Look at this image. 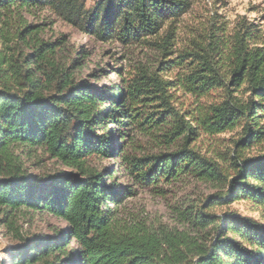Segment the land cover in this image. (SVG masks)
<instances>
[{
    "label": "trees",
    "instance_id": "obj_1",
    "mask_svg": "<svg viewBox=\"0 0 264 264\" xmlns=\"http://www.w3.org/2000/svg\"><path fill=\"white\" fill-rule=\"evenodd\" d=\"M193 1L97 0L87 8L84 0H0V226L14 241L3 249L7 264H264V225L212 212L237 200L264 207V155L244 157L237 150L264 140V44L254 26L239 23L227 39L216 26L206 42L179 52L178 61L159 63L173 66L138 67L127 79L118 68V91L109 92L77 76L78 57L60 60L64 36L41 39L40 26L21 14L46 10L94 41L144 45L168 57L175 52V23ZM174 66L184 75L165 79L162 72ZM242 86L243 102L233 96ZM178 88L195 100L190 109L177 105ZM214 91L222 92L218 102L201 101ZM162 127L167 131L157 136L167 146L177 142L175 150L123 154L133 128L150 134ZM236 127L241 137L233 143L229 174L191 146L200 131L215 135ZM38 152L60 169L30 174L26 162ZM102 159H118L135 186L157 193L181 177L226 189L177 207L180 228L169 226L126 211L124 200L136 191L111 181L113 168L99 170L94 163ZM33 214L65 227L53 235L28 234L18 221L29 223Z\"/></svg>",
    "mask_w": 264,
    "mask_h": 264
},
{
    "label": "rangeland",
    "instance_id": "obj_2",
    "mask_svg": "<svg viewBox=\"0 0 264 264\" xmlns=\"http://www.w3.org/2000/svg\"><path fill=\"white\" fill-rule=\"evenodd\" d=\"M87 8L91 7L97 0H84ZM264 10V0H194L190 10L175 23L174 53L168 57L161 56L159 50L144 45L121 46L115 42L101 43L92 38L79 34L70 26L58 20L54 15L46 10H29L21 12L27 23L40 26V38L46 41H53L60 36H64L65 46L60 55V60L70 63L73 57H78L80 66L75 71L80 79H84L91 85L102 91L117 92L120 77L116 71L120 68L122 78L127 79L135 68L143 67L148 71L158 68L173 66V61L160 62L174 59L182 50L190 51L194 47L193 43L206 42L209 34H214L215 27L221 28L219 36L223 32V37L237 29L239 23L252 24L254 30L258 31L256 37L259 43L264 44V22L261 21V14ZM166 28V27H165ZM164 28V29H165ZM80 54V55H77ZM76 54V55H75ZM161 73V72H159ZM184 70L174 66L168 71L162 72L165 79L174 80L183 76ZM232 87V86H231ZM232 89H235L232 87ZM177 105L180 109H188L194 105V99L185 94L184 89L178 88L173 91ZM222 92L214 91L201 99L203 103H216L221 99ZM234 97L241 100L246 99L245 87L242 86ZM184 111V110H183ZM115 126L107 128L108 131L114 130ZM162 130L154 129L150 134L133 128L128 138L122 142V152L124 155L144 157L145 155L156 154L159 152H171L177 148V142L173 145H165L162 135L167 131L166 127ZM110 133V132H109ZM109 136H112L109 134ZM241 137V128L236 127L232 130L215 135H206L200 131L198 138L192 143L199 152L206 158L216 161L223 169L224 173L229 174V162L231 161L234 142ZM179 142V141H178ZM239 148V149H238ZM237 150H242L244 157H257L264 155V140L261 143L253 144L251 147L242 149L238 145ZM118 159H102L95 161L94 165L99 169H114L113 181L116 185H121L126 189H132L135 194L124 200V209L133 213L144 214L150 220L161 222L169 226L180 225L176 222L175 209L185 207L189 204L198 203L205 197L225 192V186L221 182L197 181L190 177H181L167 185L158 186L162 193H157L156 189H145L135 186L126 176L120 166ZM29 173L43 176L60 169L54 161L47 160L44 155L38 152L32 159L26 162ZM216 214L224 212H234L241 217L249 218L264 225V207L254 205L249 201L237 200L229 206L215 208L212 211ZM29 223H23V219L18 221L23 226V231L28 234L53 235L56 230H62L65 225L61 220L55 219L47 214H33ZM14 244L9 236L4 234V229L0 226V264H6L8 260L3 249ZM72 244L69 249H74ZM6 259V260H5Z\"/></svg>",
    "mask_w": 264,
    "mask_h": 264
}]
</instances>
